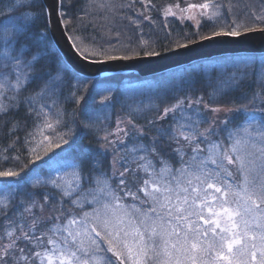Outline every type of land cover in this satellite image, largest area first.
<instances>
[{
  "label": "snow or ice",
  "instance_id": "1",
  "mask_svg": "<svg viewBox=\"0 0 264 264\" xmlns=\"http://www.w3.org/2000/svg\"><path fill=\"white\" fill-rule=\"evenodd\" d=\"M78 3L76 21L88 17L95 29L99 18L109 35L126 21L138 33L136 48H117L72 29L67 39L85 61L160 56L144 39L145 25L171 37L173 21L193 22L196 35L206 23L211 35L201 40L264 34V3L246 5L251 23L238 22L233 0ZM75 7L73 0H0V264H264V62L259 90L242 98L248 103L216 101L251 77V62L236 65L207 101L165 93L130 106L112 130L104 114L112 98L103 96L99 107L81 110L83 119L70 120L64 103L83 101L88 82L68 80L51 56L50 32L53 16L69 31ZM81 136L91 137L88 147L29 180L34 170L25 169L41 153Z\"/></svg>",
  "mask_w": 264,
  "mask_h": 264
},
{
  "label": "trees",
  "instance_id": "2",
  "mask_svg": "<svg viewBox=\"0 0 264 264\" xmlns=\"http://www.w3.org/2000/svg\"><path fill=\"white\" fill-rule=\"evenodd\" d=\"M77 4V7L71 10L73 16V24L69 25V35L76 34L72 29H76L81 35L94 38L97 45L104 47L115 46L117 48L123 45H131L133 48L138 44V33L125 21L124 24H118V29H114L111 35L107 34L104 28V22L99 18L96 20L97 27L94 29L87 23L88 17L85 18V22L75 20V15L79 11L78 0H73ZM158 6L165 3H172L174 0H156ZM192 2H199V0H192ZM226 3L227 0H224ZM233 3H237L239 6L235 9L236 18L238 22L251 23V18L246 17L244 13L248 10L247 6L259 8L264 0H233ZM183 6V0H181ZM83 15V12H79ZM155 16V13H153ZM172 19V18H170ZM231 19L230 17L228 18ZM172 30L171 37L166 36L165 31L160 28L150 29L147 25L144 26V39H150L154 41V47L160 52H165L177 47L173 41H178L181 44H187L192 41L200 39L201 35H211L210 25L204 23L200 28V35H196V29L193 26V22L185 21L180 23L179 21H173L169 25ZM119 30L121 35L115 37V31ZM185 34L191 36V40L184 38ZM51 36V35H50ZM51 43L53 50L51 56L54 60L61 61L67 67V78L70 82L76 83L74 77H82L86 80L87 91L81 92L80 95L84 96V100L79 104L66 101L64 108L68 113V119H75L77 121L83 119L81 110L86 108L91 111L100 106V101L103 96H111V101L104 109V114L107 115L108 121L107 127L110 128V122L114 121L116 117L127 118L130 111V106L136 104H147L149 102H159L158 97H163L165 93H171L173 95H203L205 100L209 99V94L213 90L219 88L222 82L228 79L230 71L234 70L236 65L243 66L245 62H251V77L246 80L239 89L225 88V95L217 98V103L226 104L228 106H235L239 103H248V99L251 98L254 92L259 90V84L257 79L261 70V64L264 62V54H224L215 56L209 59H203L193 62L188 65L176 67L161 73L151 75L149 77H140L133 72H115L105 74L99 77H84L76 73L64 60L62 54L56 47L51 37ZM91 59H104V57H90ZM131 83V84H130ZM247 97L248 99H242ZM261 105L257 101L255 107L259 108ZM75 113V115H72ZM147 116L155 118L157 113L149 112ZM209 115H211L209 113ZM138 124H146V120L138 119ZM78 134L81 130L77 129ZM23 135V133H21ZM91 137L85 139L82 136L80 139L69 140L68 144L61 145L59 149H53L48 155L41 153L42 159L36 160L34 164H29V167L25 169V172H32L29 176V180L37 177H43L50 172V166L54 160H58L69 153H74L80 147H88ZM76 140V143H73ZM92 147H95V142H92ZM49 157H53L50 160ZM112 157L109 156L108 160ZM107 161L105 162V168H107ZM119 167V165H117ZM23 176V173H22Z\"/></svg>",
  "mask_w": 264,
  "mask_h": 264
},
{
  "label": "water",
  "instance_id": "3",
  "mask_svg": "<svg viewBox=\"0 0 264 264\" xmlns=\"http://www.w3.org/2000/svg\"><path fill=\"white\" fill-rule=\"evenodd\" d=\"M50 35L66 63L79 75L84 77H99L115 72H133L140 77H149L176 67L209 59L224 54H264V34L254 32L245 37L232 38L220 36L210 40H196L187 43L188 47H176L161 52L160 56L145 57L143 55L129 60H104L92 63L83 60L71 46L62 25L56 23L53 16Z\"/></svg>",
  "mask_w": 264,
  "mask_h": 264
},
{
  "label": "rangeland",
  "instance_id": "4",
  "mask_svg": "<svg viewBox=\"0 0 264 264\" xmlns=\"http://www.w3.org/2000/svg\"><path fill=\"white\" fill-rule=\"evenodd\" d=\"M131 84V83H130ZM255 115H256V117L259 119V117L261 116V113H259V112H256L255 113ZM118 119H125V118H121V117H116V119L112 122H110V129H112V130H114L115 129V123H116V121L118 120ZM108 121V120H107ZM107 122H105V124H106ZM107 125V124H106ZM108 126V125H107Z\"/></svg>",
  "mask_w": 264,
  "mask_h": 264
},
{
  "label": "bare ground",
  "instance_id": "5",
  "mask_svg": "<svg viewBox=\"0 0 264 264\" xmlns=\"http://www.w3.org/2000/svg\"><path fill=\"white\" fill-rule=\"evenodd\" d=\"M124 72H126V71H124Z\"/></svg>",
  "mask_w": 264,
  "mask_h": 264
}]
</instances>
